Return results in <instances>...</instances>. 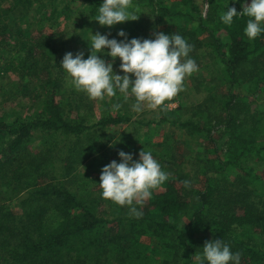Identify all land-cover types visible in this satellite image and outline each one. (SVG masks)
Segmentation results:
<instances>
[{"label": "trees", "instance_id": "1", "mask_svg": "<svg viewBox=\"0 0 264 264\" xmlns=\"http://www.w3.org/2000/svg\"><path fill=\"white\" fill-rule=\"evenodd\" d=\"M38 1L0 0V15L25 13ZM205 1L132 0L130 11L149 10L155 19L139 15L117 27L129 39L180 34L192 46L189 55L198 69L207 58L217 64L209 78L191 75L205 92H199L196 112L171 120L162 105L158 122L152 121L169 122L181 131L182 143L199 144V149L180 161L178 139L167 135L154 143L168 179L140 205L139 219L127 206L108 200L100 209L94 197L77 194L70 185L78 174L60 179L45 166L54 149L33 151L28 144L38 131L78 139L129 122L148 128L150 122L105 102L106 112L88 124L83 114L72 116V103L61 95L64 82L53 76L42 84L41 103L31 119L0 118V187L13 183L26 190L16 207L3 203L6 192L0 188V264H195L205 241L215 239L239 252L240 264H264V34L248 40L243 32L248 17L225 25L220 16L231 7L228 0ZM84 2L82 15L95 21L101 0ZM8 31L0 20V33ZM41 53L39 46L30 48L27 59L38 64ZM118 69L113 66L122 75ZM75 148L70 146L63 158L69 170Z\"/></svg>", "mask_w": 264, "mask_h": 264}, {"label": "rangeland", "instance_id": "2", "mask_svg": "<svg viewBox=\"0 0 264 264\" xmlns=\"http://www.w3.org/2000/svg\"><path fill=\"white\" fill-rule=\"evenodd\" d=\"M40 1L28 11L26 10L25 13L22 11L16 13L15 11L9 15H0V20L6 22L10 28V32L0 33V118L7 121H11L14 116L24 120L31 119L41 103L44 92L42 84L46 82L48 76H53L64 82L61 95L63 99L72 103L74 108L71 113L72 116H76L75 111H77L83 114L84 118H87L86 123L88 124L106 112L105 102L114 105L115 100H117L116 103L122 104L119 112H125L135 120L150 122L148 128L144 126L135 128L129 122L107 129L93 130L78 139L38 131L32 136L28 148L33 151H37L43 146L54 149L57 154L55 155L54 152L48 156L45 162L47 169L60 179L78 174L70 185L71 189L80 196L94 197L99 201V208L103 209L109 201L101 198L100 189L96 183L99 182L101 169L104 165L112 160L119 162L117 155L119 151L132 153L134 159L138 158V153L141 150L151 151L153 157L158 160L156 154L158 150L154 143L160 141L162 136L165 138L167 135L170 138L178 139L179 142L175 148L180 155V161H185L186 157H191L198 151L199 144L193 145L190 141L185 143L183 141L182 143L185 138H182L181 131L174 125L169 122L161 125L155 124L162 115L160 108L155 111L145 108L143 112L135 113L131 110V105L134 103L133 97H130L127 102L123 100L122 96L115 98V100H112L113 97L104 100H92L83 92H77L66 79L64 71L59 68L64 54L72 52L75 55L77 52H83L84 58H87L90 54L88 42L90 43L91 33L98 32L102 35H108V38L120 40L121 37L116 34L120 30L117 27L121 26V23L106 27L101 26L96 20H86L82 15L85 6L84 0H57L51 4L44 0ZM197 1L200 4L206 3L205 0ZM228 3L231 7L242 9L244 0H237L235 3L233 0H228ZM133 12L138 14V17L139 15L146 16L150 21L155 19L154 15L148 16L149 10L136 7ZM35 46L41 47L42 53L37 57L38 64L34 65L32 64L33 57L27 59L26 52ZM98 55L100 54L98 53ZM103 58L106 62L111 59L107 55H104ZM119 63V58H116L113 66H119ZM214 67H217L216 62L207 58L200 67L203 72L200 73V69L196 72L203 78H209V71ZM129 75L131 76V74ZM203 89L201 85L196 83L195 78L186 77L183 90L171 100L164 102L163 113H166L171 120H183L190 117L193 107L199 102V92L204 96ZM261 96L264 99V92L261 93ZM257 100L259 101L258 98ZM193 112L196 110L193 109ZM153 120L155 123H152ZM72 145H75L76 151L73 168L69 170V168L67 169V161L63 158ZM174 167L170 168L169 172L174 170ZM13 186V183H10L9 185H2L0 188L6 192L3 203L17 207L18 202H20L19 196H22L23 190H26L20 184L16 187ZM20 187L22 188L17 191ZM0 203L2 202L0 201ZM136 207L139 210L141 208L140 205H136ZM15 209L18 210L19 208ZM186 211L188 213L189 209ZM181 220L180 223H183L184 219L181 218Z\"/></svg>", "mask_w": 264, "mask_h": 264}, {"label": "clouds", "instance_id": "3", "mask_svg": "<svg viewBox=\"0 0 264 264\" xmlns=\"http://www.w3.org/2000/svg\"><path fill=\"white\" fill-rule=\"evenodd\" d=\"M130 8L132 0H101L95 20L101 26L111 27L137 19L138 14ZM240 16L249 18L243 29L248 40L264 34V0H244L239 12L235 7H227L220 20L231 25L234 18ZM116 35L123 39L91 33L87 58L83 52L75 55L67 52L60 61L59 68L72 87L89 99L104 100L119 93L125 102L134 98L133 112L141 113L145 108L155 111L181 92L185 78L198 71V65L189 55L192 46L180 34L155 32L152 39H129L125 31L119 30ZM104 55L111 59L106 62ZM116 58H119L122 75L113 70ZM112 107L119 110L122 104ZM117 155L119 162L112 160L101 169L96 183L100 196L118 206H127L129 213L139 219L143 213L136 205L142 206L149 200L153 190L161 186L168 175L151 151H139L137 159L122 150ZM184 183L187 186L188 182ZM201 249L202 253L195 256V264H240V253L232 252L222 239L205 241Z\"/></svg>", "mask_w": 264, "mask_h": 264}]
</instances>
